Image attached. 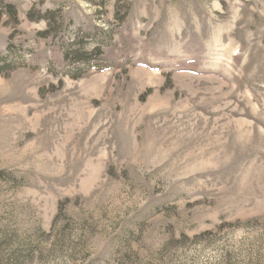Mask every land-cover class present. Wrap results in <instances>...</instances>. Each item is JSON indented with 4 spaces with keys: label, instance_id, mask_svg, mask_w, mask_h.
<instances>
[{
    "label": "rangeland",
    "instance_id": "obj_1",
    "mask_svg": "<svg viewBox=\"0 0 264 264\" xmlns=\"http://www.w3.org/2000/svg\"><path fill=\"white\" fill-rule=\"evenodd\" d=\"M82 37L113 67L67 74ZM257 253L264 0H0V264Z\"/></svg>",
    "mask_w": 264,
    "mask_h": 264
},
{
    "label": "trees",
    "instance_id": "obj_2",
    "mask_svg": "<svg viewBox=\"0 0 264 264\" xmlns=\"http://www.w3.org/2000/svg\"><path fill=\"white\" fill-rule=\"evenodd\" d=\"M10 7L12 6L10 5ZM29 18L47 20L48 28L43 33L44 34L51 33L52 26L50 24V18L48 17V13L41 14L38 18H33L32 16H29ZM90 37L92 38L93 41L102 42L103 40V39L100 40V38H98V37H101V38L103 37L102 33L98 35L96 33H91ZM87 45H88V42H85V40H83V37H82L80 41L79 39L74 43L69 41V43L66 46H63V51H64L63 60L64 62H66L65 71L67 74L73 77H78L80 75L79 73H72L71 71L75 69L80 71L82 69L81 67H84V66H87L88 68H95V69H107V68L113 67V62L103 60L102 57L100 56L103 53L101 51L100 44L97 43V45L94 46L92 50H89L87 48ZM252 262L254 264H264V254L257 253V255L255 256V259L253 257Z\"/></svg>",
    "mask_w": 264,
    "mask_h": 264
}]
</instances>
